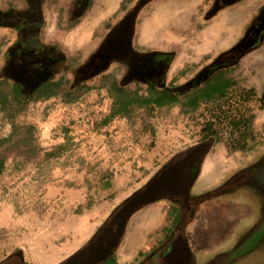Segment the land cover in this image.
<instances>
[{
    "label": "rangeland",
    "instance_id": "obj_1",
    "mask_svg": "<svg viewBox=\"0 0 264 264\" xmlns=\"http://www.w3.org/2000/svg\"><path fill=\"white\" fill-rule=\"evenodd\" d=\"M65 1L46 0L39 35L43 44L56 47L61 63L56 76L34 79L30 92L19 90L8 73L9 48L18 32L0 25V160H5L0 264L64 263L86 248L170 158L209 136L216 138L210 165L219 164L228 177L264 158V35L236 62L220 66L223 80L236 86L226 90V99L200 98L190 104V92L205 85L200 83L204 72L246 42L264 6L255 10L254 3L226 15L214 7L209 13L199 9L182 14L178 27H172L171 15L159 3L170 6L176 0L146 6L143 0L109 5L98 0L80 18L62 7ZM194 4L196 10L199 3ZM0 7L4 12L30 8L29 0H0ZM139 7L130 52L134 58L170 57L159 88L176 94L177 101L163 107L144 103L151 88L132 70L134 61L117 57L100 74H84L116 28ZM224 17H231L225 23L229 26L222 25ZM234 120H240L241 128L233 127ZM258 185L264 186V172L252 190ZM219 197L204 200L206 208L216 209ZM219 214L220 227L201 237V249L189 252L187 264L219 259L228 264L240 257H245L240 264H264V195L244 197L242 205Z\"/></svg>",
    "mask_w": 264,
    "mask_h": 264
},
{
    "label": "flooded vegetation",
    "instance_id": "obj_2",
    "mask_svg": "<svg viewBox=\"0 0 264 264\" xmlns=\"http://www.w3.org/2000/svg\"><path fill=\"white\" fill-rule=\"evenodd\" d=\"M231 1L233 0H222L223 3H229ZM92 2L93 0H71L69 3L70 5L65 1V4L62 7L65 9L70 8V14L73 15L74 18H80L92 6ZM152 2H154V0L148 1L146 5ZM45 3L46 0H29L30 8L25 12H13V10L4 12L2 10L3 8L0 7V25L14 27L18 32L17 37L13 42V46L9 48L10 59L8 65V73L16 79L15 83L17 88L24 92H30L31 88L33 89L34 84L32 82L34 79H38L43 76L47 77L50 73L52 74V76H56L57 67L61 63V55L59 52L57 53L56 47H49L43 44V42H41L39 39L40 31L45 21V12L48 10L45 7ZM263 35L264 14L260 18L258 26L253 30V32L247 38L246 42L242 44L243 46L241 49H239L236 53L232 52L231 54L222 56L215 68H210L204 72L200 81V83L202 82V84H205L202 86V88L194 90L193 88L196 85H192L191 90H193L190 92L191 98L195 97V94L198 92V90H208V88H211L212 85L215 86V84L217 83L225 82L220 73V66L223 64H229V62H236L239 57H237L235 61H233L231 57L232 54H239L241 56L244 50H249V48H252ZM132 56H134V53L132 55V52H129L126 56L119 58L122 60H129L137 63L136 65H134L132 70L136 71L135 73H137V76H142V79H146L149 82V87L151 89L153 87H156L158 89H166L159 87L163 86L167 77V73L170 67L169 56L157 54L154 56L141 55L138 58H134ZM54 80L55 78L53 77L51 82H53ZM48 83H45L43 86ZM196 84H199V82ZM231 88H236V86L228 85L226 87V90ZM33 92L34 90H32V93ZM223 93H225L224 90ZM226 98L227 97L225 96L223 97V99ZM239 98V96L236 97V99ZM206 101H213V98L206 99ZM213 136L214 135L205 139L198 146L192 148L188 152L176 158V160L163 168L159 172V174L141 190L143 191L148 187H152L154 194L163 192L162 195L157 196L149 203L163 197L175 200V202H177L178 204V206L176 207L178 209V215H176L177 222L174 228L169 232L167 238L164 239V242H162V244H160L154 250H151V252H149L144 257L135 261L134 264H187V257L189 256L188 254L190 250L186 241L185 230L189 219H192L194 217L199 205L206 199H213L216 196L230 193L239 186L252 187L257 185L259 177L264 172V158L260 162L253 164L237 173L222 187L218 188L214 192H210L201 197L188 196L191 188L198 178L199 172L201 170V165L206 154L213 148L214 143L216 142V138ZM235 136H241V133L237 132ZM205 151L207 152L202 157V154ZM257 188V191L260 192L261 195H264V186L258 185ZM130 199H128L110 217L108 222L95 235L89 245L96 242L98 238L103 236V234L111 232L119 227L122 219L118 217V214ZM149 203H146L133 211L131 216L136 211L145 207ZM131 216L129 217V219L131 218ZM129 219L126 222L125 230ZM125 230L119 244L111 251L110 254L107 255L105 259L97 264H115V252L123 239Z\"/></svg>",
    "mask_w": 264,
    "mask_h": 264
},
{
    "label": "crops",
    "instance_id": "obj_3",
    "mask_svg": "<svg viewBox=\"0 0 264 264\" xmlns=\"http://www.w3.org/2000/svg\"><path fill=\"white\" fill-rule=\"evenodd\" d=\"M68 4L71 0H66ZM158 0H154L157 2ZM197 1V9H194V3ZM252 1V2H251ZM98 0H93L92 6H96ZM113 2V0H104L105 5H109ZM124 3V0H122ZM248 2V3H247ZM170 6H163L160 2L162 10H166L171 17L170 22L173 23L172 27H178L179 20H183L181 17L182 14L193 13L195 11L206 12L209 13L210 9L214 7L216 8V12L219 13H240L243 11L245 7L251 6L252 4H256V9L259 10L264 6V0H233L229 3H223L222 0H176L175 2H170ZM70 5V4H69ZM150 5V4H149ZM175 5V6H174ZM247 5V6H246ZM91 6V7H92ZM146 6V5H145ZM253 6V5H252ZM91 7L87 10L91 9ZM142 9V8H141ZM140 9V10H141ZM200 9V10H199ZM71 10V9H70ZM68 12L69 9H66ZM86 12V13H87ZM140 12V11H139ZM85 13V14H86ZM180 14V16H178ZM173 15V16H172ZM229 16V15H228ZM183 18V19H182ZM187 19V16H186ZM191 19V17H190ZM140 19L138 18V21ZM221 20V19H220ZM231 17H224L222 24L224 27L229 26L226 25V22H229ZM175 23V24H174ZM171 66V65H170ZM170 69V67H169ZM213 148L206 154L202 165L201 170L199 172L198 178L195 181L193 187L189 192V197H201L204 196L213 189H218L222 187L226 182H228L233 176L239 173L242 170L235 172V174L231 176H226L225 168L221 169L219 164L211 167L212 157L211 152ZM178 158V157H176ZM176 158H170L166 165L172 163ZM165 165V163H164ZM161 171V170H160ZM154 175L153 178L148 182L150 183L160 172ZM212 175V176H211ZM218 180V183L215 184V181ZM146 186V185H145ZM144 186V187H145ZM143 187V188H144ZM258 191L252 190V187L247 186H239L235 188L232 192L221 195L219 197L220 201L218 202V206L216 209L206 208L204 201L199 205L196 214L192 219H189L185 230V237L191 252L195 250L201 249L203 245L201 242V237L205 235L212 234L215 229L220 227V214L221 211L224 212L230 211L236 205H242L244 197L247 199L258 198ZM243 197V198H242ZM246 201V200H245ZM177 202L171 198H160L154 202L147 204L145 207L136 211L128 221L125 234L123 239L115 252V264H134L135 261L147 255L151 250H154L158 247L164 239L167 238L169 232L174 228L177 222L178 209ZM216 222V223H215ZM261 245L263 241H261ZM222 250V249H221ZM223 250H228V248L224 247ZM254 250V249H253ZM252 252V251H250ZM245 257H240L235 259L233 262L228 264H240L242 259ZM227 263V262H226ZM219 259L218 261H214V264H226Z\"/></svg>",
    "mask_w": 264,
    "mask_h": 264
},
{
    "label": "water",
    "instance_id": "obj_4",
    "mask_svg": "<svg viewBox=\"0 0 264 264\" xmlns=\"http://www.w3.org/2000/svg\"><path fill=\"white\" fill-rule=\"evenodd\" d=\"M148 1L151 0H143L142 5H145ZM139 11L140 7L116 28L107 42L106 47L99 52L96 58L84 71L85 78H91L100 74L109 67L114 58L126 56L131 51ZM242 46L243 45L238 46L233 53H236L242 48ZM245 52L246 50H244L242 54ZM231 57L233 61H235V59L240 57V55L232 54ZM206 152L207 151L202 154V157L206 154ZM162 194L163 192L154 194L152 187H148L147 189L135 194L119 212L118 217L122 220L117 229L103 234V236L98 238L96 242L61 264H97L101 262L119 244L125 230L126 222L133 211Z\"/></svg>",
    "mask_w": 264,
    "mask_h": 264
},
{
    "label": "trees",
    "instance_id": "obj_5",
    "mask_svg": "<svg viewBox=\"0 0 264 264\" xmlns=\"http://www.w3.org/2000/svg\"><path fill=\"white\" fill-rule=\"evenodd\" d=\"M218 85V86H217ZM230 85L229 82L225 81V82H220L211 86V88H208V90H198V92L195 94L194 98H191V105H195L196 103H198V100L200 98L202 99H214L216 98V96H224L226 93V87ZM177 101V96L176 94H174L173 92L167 90V89H158L156 87H153L150 91V95L148 98H146L145 100V104L146 105H153L156 107H163L169 103H174ZM123 107H127V105L125 103L122 104ZM233 127L235 129L237 128H241V123L240 120L233 121ZM211 137V136H209ZM214 137V136H213ZM246 138H244L243 140L241 139V137L239 136V142H242V144H246L245 143ZM5 169V160L1 159L0 160V174L3 173Z\"/></svg>",
    "mask_w": 264,
    "mask_h": 264
}]
</instances>
